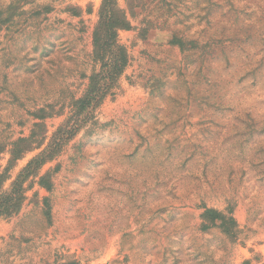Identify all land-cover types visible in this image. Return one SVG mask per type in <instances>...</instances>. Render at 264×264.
<instances>
[{
    "label": "rangeland",
    "instance_id": "rangeland-1",
    "mask_svg": "<svg viewBox=\"0 0 264 264\" xmlns=\"http://www.w3.org/2000/svg\"><path fill=\"white\" fill-rule=\"evenodd\" d=\"M102 3L0 0L4 189L58 154L0 219V264H264V0H120L129 63L79 109Z\"/></svg>",
    "mask_w": 264,
    "mask_h": 264
},
{
    "label": "trees",
    "instance_id": "trees-1",
    "mask_svg": "<svg viewBox=\"0 0 264 264\" xmlns=\"http://www.w3.org/2000/svg\"><path fill=\"white\" fill-rule=\"evenodd\" d=\"M129 5L132 6V3L129 2ZM67 11L71 16L77 18H81L84 14L83 9L78 6H69L67 7ZM129 29H131V23L126 12L120 6V0H103L99 12V22L93 32V50L91 54L93 62L101 65V71L88 78L89 84L85 95L74 102L77 108H84V106L88 105L90 102L102 98V95L108 94L116 87L129 63L127 48L119 43L118 32ZM42 127V124H35V129L30 138H20L17 142L13 143L16 147L12 151V158L14 161L19 160L25 151L41 148L44 145V139H40L36 134V130ZM23 143H29V146H27L25 150L21 149V144ZM48 150L49 146L28 165L26 170L11 184L10 188L4 189V185L8 178H6L4 174L0 175V219L11 218L19 214L27 200L28 190L25 188V183L28 177H39L38 173L40 169H42L47 162L53 161L54 158L58 156L56 153H49ZM37 183L48 192H51L53 189V180L50 172L40 176ZM46 201L47 207L49 208L48 200ZM205 215L206 218L211 221L219 219L213 210H206ZM222 221H224V219H222ZM231 222L236 226V222L233 218H231ZM223 224L224 226L228 225L225 221ZM225 233L229 234L228 231ZM230 237L234 239L233 236ZM63 264H78V262L70 260ZM243 264H252V261L245 260Z\"/></svg>",
    "mask_w": 264,
    "mask_h": 264
}]
</instances>
